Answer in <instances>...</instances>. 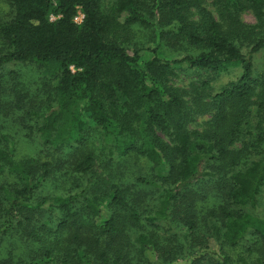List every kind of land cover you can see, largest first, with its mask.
Wrapping results in <instances>:
<instances>
[{
	"label": "trees",
	"instance_id": "trees-1",
	"mask_svg": "<svg viewBox=\"0 0 264 264\" xmlns=\"http://www.w3.org/2000/svg\"><path fill=\"white\" fill-rule=\"evenodd\" d=\"M8 2L11 16L0 20V67L44 66L54 81L42 106L29 103L19 115V128L43 147L66 150L71 172L85 183L64 195H41L51 164L16 158L0 124V239L19 233L43 243L31 256L0 264H264V246L257 245L264 244V218L243 210L256 206L264 185V101L257 104V133L249 123L251 98L264 97V68L255 63L264 54V0H214L227 27L203 0H115L107 9L102 0ZM245 8L255 14L257 31L239 22ZM78 9L83 17L74 22ZM137 29L143 43L135 39ZM236 67L239 77L213 97L209 128L191 134V111L169 76ZM4 79L1 74L0 93ZM89 130L109 159L147 160L155 178L138 181L150 185L153 199L114 182L103 185L93 171ZM244 130L253 138L249 149L261 148L256 158L247 159L245 147L231 148ZM202 179L221 196L199 218ZM170 216L179 221L175 244L148 228ZM247 235L254 237L251 248L233 259L228 250ZM209 238L217 248H209Z\"/></svg>",
	"mask_w": 264,
	"mask_h": 264
},
{
	"label": "rangeland",
	"instance_id": "rangeland-1",
	"mask_svg": "<svg viewBox=\"0 0 264 264\" xmlns=\"http://www.w3.org/2000/svg\"><path fill=\"white\" fill-rule=\"evenodd\" d=\"M115 0H102L103 8L107 9ZM214 0H203L204 6L212 12L215 18L223 24L227 18L224 15L221 6L213 3ZM81 12L78 9L76 15ZM11 16V6L8 0H0V20H7ZM229 19V18H228ZM238 19L243 28L258 30V21L251 9L245 8L238 12ZM75 22V21H74ZM225 27L228 23L223 24ZM250 26V27H249ZM224 29V27H223ZM259 30H261L259 28ZM136 41L143 43L146 39L142 30H136ZM142 36V38H141ZM183 52L182 49H178ZM169 53V50H167ZM176 54L171 50V55ZM146 57H149L148 55ZM257 68H264V54L255 58ZM44 70V72H43ZM44 66H37L34 64L16 63L0 67V75L5 76L3 83V92L0 93V124L4 125L3 131L8 133L7 145L12 147L13 154L16 158L26 156L38 157L39 160L49 161L53 170L50 171L49 178L40 189L41 195L53 194L64 195L65 193L75 191L84 185L85 179L78 177L71 172L67 162L70 156L66 150H53L49 147H43L39 142L37 135H30L27 129L19 128L17 123L19 115L29 106V103L34 105H43V101L48 97L54 81L50 80L45 73ZM240 75V69L230 68L225 72H212L208 70H194L181 69L176 70L175 73L169 76L168 84L173 89H176L179 96H181L185 105L190 109L191 120L186 124L187 130L191 134L204 132L209 128V120L212 118L213 107L212 100L214 95L220 92L221 87L230 81H235ZM208 82V87L201 89V83ZM204 90V92H201ZM198 93V95H197ZM251 100L254 102L249 110L250 130L257 133L256 125L259 119L258 102L264 101L262 95L256 94ZM200 105L203 109H199ZM38 106V107H39ZM24 114V112H23ZM264 117V116H263ZM33 120V119H32ZM29 124H33L32 121ZM263 124H260V127ZM249 131H242L239 140H237L231 148L247 149L246 158L252 159L259 155L261 148L257 150L249 149V142L253 138L247 134ZM88 141L89 147L94 155V174L98 175L103 185L109 182H114L124 187L130 188L133 195L137 198H144L146 201L153 199L152 188L146 182H140L138 179H153L154 172L151 166L147 163L144 157L130 155L119 156L115 155V159L111 160L107 157L106 152L101 151L100 142L94 131L89 130ZM91 135V138H90ZM165 140L167 137L162 136ZM90 139V140H89ZM206 179V178H205ZM202 179L197 186L204 192V199L197 201L199 218L206 214L207 208H211L220 202L221 193L216 190V186L212 181ZM1 182V180H0ZM244 211L254 214L260 218H264V185L257 196V203L254 208L243 207ZM53 221V220H52ZM178 220L170 216L167 221H157L148 228H152L160 237H165L172 240L175 244L180 238ZM53 225V224H52ZM184 233V230H182ZM200 235L204 236L201 232ZM21 236V235H20ZM17 234L6 235L2 240L0 239V260L11 259L12 261L21 258L22 256H31L34 248L43 246L42 242H31L29 238ZM254 237L247 235L246 238L235 248L229 249V254L235 259L238 255L246 252V248H251V240ZM210 249L217 248V243L209 238L207 242ZM259 246L264 244L257 243ZM264 248V247H263ZM254 255V252L253 254ZM234 264H237L236 262Z\"/></svg>",
	"mask_w": 264,
	"mask_h": 264
},
{
	"label": "built area",
	"instance_id": "built-area-1",
	"mask_svg": "<svg viewBox=\"0 0 264 264\" xmlns=\"http://www.w3.org/2000/svg\"><path fill=\"white\" fill-rule=\"evenodd\" d=\"M82 17H83V14L80 13L79 15H77V16L74 17V21L75 22H80L82 20Z\"/></svg>",
	"mask_w": 264,
	"mask_h": 264
}]
</instances>
